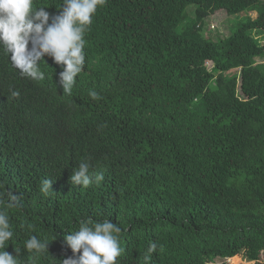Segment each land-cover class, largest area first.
Segmentation results:
<instances>
[{
	"label": "trees",
	"instance_id": "trees-1",
	"mask_svg": "<svg viewBox=\"0 0 264 264\" xmlns=\"http://www.w3.org/2000/svg\"><path fill=\"white\" fill-rule=\"evenodd\" d=\"M62 3L34 0L53 14ZM220 11L243 17L214 40L202 28ZM253 30L264 31V0H106L71 95L51 57L34 81L0 45V193L16 197L5 250L62 264L74 255L65 234L91 217L121 227L116 264H142L150 241L162 246L151 264H264V41ZM81 162L104 180L73 185ZM31 235L48 251L27 252Z\"/></svg>",
	"mask_w": 264,
	"mask_h": 264
},
{
	"label": "clouds",
	"instance_id": "clouds-1",
	"mask_svg": "<svg viewBox=\"0 0 264 264\" xmlns=\"http://www.w3.org/2000/svg\"><path fill=\"white\" fill-rule=\"evenodd\" d=\"M105 2L106 0H63L60 6L62 10L53 14L46 7H35L34 0H0V45L21 76L34 81L45 79L40 63L46 55L51 57L62 68L58 83L63 93L71 95L77 76L85 68V33L90 29L98 7ZM11 95L19 97L20 93L12 91ZM88 95L96 101L101 99L95 90H90ZM103 180L102 172H90L88 162L79 163L70 177L73 185L85 188L94 181L100 184ZM50 190L52 180H43L40 191L47 194ZM4 195H7V200ZM15 200L12 193H0V264H19L18 256L5 250L6 242L13 237L5 205ZM121 231V227L109 219L93 220L89 217L81 220L77 231L64 236L74 255L64 259L62 264H116L117 258L124 252L120 245ZM48 243L31 235L25 242L24 249L29 253L41 254L48 251ZM158 247L162 250L158 242H149L143 253L142 264H151L152 255L157 252ZM15 251L19 253L17 249ZM76 253L79 255H75Z\"/></svg>",
	"mask_w": 264,
	"mask_h": 264
},
{
	"label": "rangeland",
	"instance_id": "rangeland-1",
	"mask_svg": "<svg viewBox=\"0 0 264 264\" xmlns=\"http://www.w3.org/2000/svg\"><path fill=\"white\" fill-rule=\"evenodd\" d=\"M194 8H195L194 5H190L187 7V11L189 15L191 16L193 15ZM249 14L252 17L256 15L254 11L250 12ZM242 17L243 16L240 14L227 16L224 12L221 11L217 12L214 15L206 17L204 19L202 32L205 35H210L212 39L216 40L219 37H223L224 35H227L231 30H233L236 25V22L240 20ZM252 35H254V37L257 38V40L264 41V31L253 30ZM206 65L210 68L211 62H207Z\"/></svg>",
	"mask_w": 264,
	"mask_h": 264
}]
</instances>
